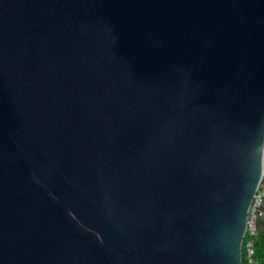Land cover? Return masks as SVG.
Listing matches in <instances>:
<instances>
[{
    "label": "water",
    "instance_id": "water-1",
    "mask_svg": "<svg viewBox=\"0 0 264 264\" xmlns=\"http://www.w3.org/2000/svg\"><path fill=\"white\" fill-rule=\"evenodd\" d=\"M264 171V0H0V264H242Z\"/></svg>",
    "mask_w": 264,
    "mask_h": 264
},
{
    "label": "built area",
    "instance_id": "built-area-1",
    "mask_svg": "<svg viewBox=\"0 0 264 264\" xmlns=\"http://www.w3.org/2000/svg\"><path fill=\"white\" fill-rule=\"evenodd\" d=\"M262 220H264V171L247 212L246 228L241 247L242 264L260 263L256 257V242L259 237V223Z\"/></svg>",
    "mask_w": 264,
    "mask_h": 264
},
{
    "label": "trees",
    "instance_id": "trees-1",
    "mask_svg": "<svg viewBox=\"0 0 264 264\" xmlns=\"http://www.w3.org/2000/svg\"><path fill=\"white\" fill-rule=\"evenodd\" d=\"M263 253H264V248L262 247L261 240L258 237V240L256 242V257L260 261L259 264H262L263 263V258H264Z\"/></svg>",
    "mask_w": 264,
    "mask_h": 264
},
{
    "label": "crops",
    "instance_id": "crops-1",
    "mask_svg": "<svg viewBox=\"0 0 264 264\" xmlns=\"http://www.w3.org/2000/svg\"><path fill=\"white\" fill-rule=\"evenodd\" d=\"M259 238L261 240V245L264 248V220L260 221L259 223ZM264 255V253H263ZM264 264V258H263V263Z\"/></svg>",
    "mask_w": 264,
    "mask_h": 264
}]
</instances>
